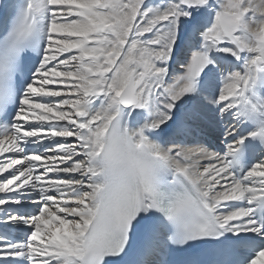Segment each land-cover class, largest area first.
<instances>
[{
  "label": "snow or ice",
  "instance_id": "6c2138e0",
  "mask_svg": "<svg viewBox=\"0 0 264 264\" xmlns=\"http://www.w3.org/2000/svg\"><path fill=\"white\" fill-rule=\"evenodd\" d=\"M0 264H264V0H0Z\"/></svg>",
  "mask_w": 264,
  "mask_h": 264
}]
</instances>
